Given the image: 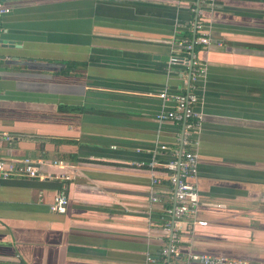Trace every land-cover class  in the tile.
<instances>
[{"label":"crops","instance_id":"0c3cea01","mask_svg":"<svg viewBox=\"0 0 264 264\" xmlns=\"http://www.w3.org/2000/svg\"><path fill=\"white\" fill-rule=\"evenodd\" d=\"M9 5L0 160L29 157L69 179L0 180V264H146L168 243L175 201L163 164L183 129L157 115L170 107L161 92L190 89L188 66L170 57L187 58L178 41L194 38L196 20L212 38L195 50L208 69L195 85L205 113L201 207L180 249L264 264V0ZM62 193L69 205L59 214L50 206ZM186 256L181 264H200Z\"/></svg>","mask_w":264,"mask_h":264},{"label":"built area","instance_id":"2783aa9c","mask_svg":"<svg viewBox=\"0 0 264 264\" xmlns=\"http://www.w3.org/2000/svg\"><path fill=\"white\" fill-rule=\"evenodd\" d=\"M10 1L0 0V17L12 12ZM199 2L211 4L213 0H199ZM194 26L196 35L193 39L178 41V45L186 50L187 58L170 57V64L182 63L188 66L191 75L190 89L187 92L168 93L167 90H164L160 93V98L170 107L169 109L163 108L158 113V121L180 125L183 131L178 137L179 148L173 150L171 159L163 164L168 181L173 188L172 195L175 201L173 207L166 209V213L171 219L162 228V233L167 235L169 241L161 247L158 255L148 253L146 264H181L182 256L187 255L180 249L182 235L187 232L189 225L196 220L200 213L201 195L195 180L199 174L200 136L203 131L205 113L202 107L203 100L195 92V85L207 78L208 69L195 54L194 47L196 45L210 46L212 38L206 31L202 20H196ZM163 148L165 149V147ZM157 164L155 162L151 166L155 167ZM50 165L59 166L60 162L54 161ZM14 177L39 179L40 181L60 177L69 179L66 175L50 173L46 170V162L36 161L29 157L11 162L0 160V180ZM158 183H160V179L154 174L153 186ZM151 201L156 204L163 201L154 189L151 191ZM68 205L69 199L62 193L57 195L50 208L55 213L64 214L67 212ZM186 257L187 261L191 263L243 264L241 261L227 257L205 254L189 253Z\"/></svg>","mask_w":264,"mask_h":264},{"label":"trees","instance_id":"16d2710c","mask_svg":"<svg viewBox=\"0 0 264 264\" xmlns=\"http://www.w3.org/2000/svg\"><path fill=\"white\" fill-rule=\"evenodd\" d=\"M186 36H188V34H187ZM189 36H190V35H189ZM195 50H197L196 46L194 47V51H195Z\"/></svg>","mask_w":264,"mask_h":264},{"label":"water","instance_id":"95a60500","mask_svg":"<svg viewBox=\"0 0 264 264\" xmlns=\"http://www.w3.org/2000/svg\"><path fill=\"white\" fill-rule=\"evenodd\" d=\"M191 75H189V81H190Z\"/></svg>","mask_w":264,"mask_h":264}]
</instances>
